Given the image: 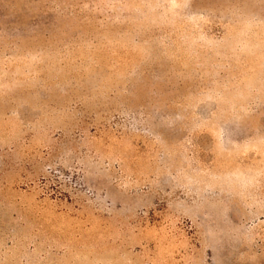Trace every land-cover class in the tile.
Returning <instances> with one entry per match:
<instances>
[{
	"label": "rangeland",
	"instance_id": "obj_1",
	"mask_svg": "<svg viewBox=\"0 0 264 264\" xmlns=\"http://www.w3.org/2000/svg\"><path fill=\"white\" fill-rule=\"evenodd\" d=\"M0 264H264V0H0Z\"/></svg>",
	"mask_w": 264,
	"mask_h": 264
}]
</instances>
